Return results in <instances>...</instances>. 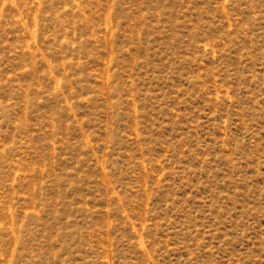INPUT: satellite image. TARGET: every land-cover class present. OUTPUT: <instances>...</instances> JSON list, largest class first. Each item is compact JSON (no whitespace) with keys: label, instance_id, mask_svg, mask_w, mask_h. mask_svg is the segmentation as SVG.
Masks as SVG:
<instances>
[{"label":"rangeland","instance_id":"rangeland-1","mask_svg":"<svg viewBox=\"0 0 264 264\" xmlns=\"http://www.w3.org/2000/svg\"><path fill=\"white\" fill-rule=\"evenodd\" d=\"M0 264H264V0H0Z\"/></svg>","mask_w":264,"mask_h":264}]
</instances>
